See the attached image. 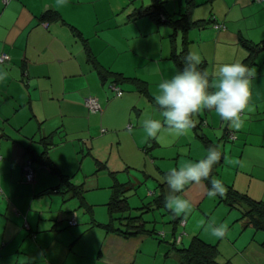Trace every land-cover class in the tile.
Wrapping results in <instances>:
<instances>
[{"label":"crops","instance_id":"crops-1","mask_svg":"<svg viewBox=\"0 0 264 264\" xmlns=\"http://www.w3.org/2000/svg\"><path fill=\"white\" fill-rule=\"evenodd\" d=\"M162 1L169 18L189 12L199 25L183 33L150 16H133L152 0H0V53L8 55L0 63V264H183L176 248L195 235L217 246L218 263L264 264V231L241 219L244 205L230 208L208 197L204 181L179 194L191 203L188 214L165 208L172 218L169 232L148 228L152 220L142 215L146 206L151 213L156 207L143 201L156 194L150 187L138 192L142 205L127 199L138 227L119 218L126 212L111 222L113 183L142 185L203 158L207 149L198 134L221 153L217 178L224 185L256 200L264 194V50L246 64L254 74L241 129L208 110L193 115L194 127L184 136L164 127L148 138L140 124L145 114L159 118L158 83L181 70L172 55L183 48L201 56L211 84L218 65L247 63L243 42L264 43V1ZM48 11L57 18L46 23ZM112 74L122 76L121 96L110 89ZM88 96L98 99L101 113L89 112ZM227 132L236 138L227 139ZM42 154L57 171L34 161L29 182L22 164ZM161 186L165 198L168 188ZM136 209L142 212L134 214ZM71 212L77 226H68ZM220 224L227 226L223 239L210 232ZM129 228L138 231H120Z\"/></svg>","mask_w":264,"mask_h":264},{"label":"clouds","instance_id":"clouds-1","mask_svg":"<svg viewBox=\"0 0 264 264\" xmlns=\"http://www.w3.org/2000/svg\"><path fill=\"white\" fill-rule=\"evenodd\" d=\"M201 63V56L189 51L183 57L184 67L158 83L154 102L159 109V118L145 114L140 121L148 138H157L164 127L176 136L187 135L194 127L193 115L203 110L213 112L231 129L239 130L243 127L241 114L249 105L253 70L241 61L225 62L213 70L215 81L210 84L209 74L199 68ZM220 158V152L208 148L203 158L170 169L163 180L169 193L164 199V207L176 216L188 214L191 203L179 194L186 186L199 185L205 180H209L211 185L207 196L222 198L226 194L223 181L211 177L213 166ZM210 232L213 237L223 239L227 226L212 225Z\"/></svg>","mask_w":264,"mask_h":264},{"label":"trees","instance_id":"trees-1","mask_svg":"<svg viewBox=\"0 0 264 264\" xmlns=\"http://www.w3.org/2000/svg\"><path fill=\"white\" fill-rule=\"evenodd\" d=\"M263 1H258V2H263ZM7 2H4V3H7ZM189 4H190V0H189ZM134 14L135 15H133V16H136V17H138L140 15L150 16L157 23H160V22L165 23L166 22V23H168V25L173 30L180 29L181 31H183V33L188 31L194 24L197 26L199 25L198 22L196 23V22H192L190 20V18L188 16L189 12H188V14L187 13L181 14V16L178 18H174V19L169 18L165 14L162 0H152V4L148 8L142 9L141 11H137ZM56 16H55L54 12L48 11L42 16V20H43V22H46V21L50 22L53 19H55ZM243 45L247 48V50L249 52V55L247 57L248 62L247 63L245 62L244 63L245 65L250 64L254 55H256L259 51L264 50V43H262V44H251L250 42H243ZM1 53H5V52H1ZM5 54H6L7 58L5 59V61L0 62V63H4L8 60V55H7V53H5ZM186 55H187L186 48H183L181 52H179V53L176 52L175 54L172 55L173 60L175 61V63L177 64V66L180 69H182L184 67L183 57H185ZM199 68H200V70L207 72L205 70V66L202 63L200 64ZM112 76L114 77V79L109 84L111 91L114 92V90L112 89V86L116 85L121 90V95H122L123 91L118 84L120 82V79H122V76L120 74H112ZM209 82L211 84L210 76H209ZM209 90L211 91L212 89L210 88ZM97 114H99V113H97ZM202 124H205V121H203ZM197 136L203 142L206 149L215 148L217 150L215 144L210 143L206 137H204L200 134H198ZM226 138L229 140H234L236 138V136L233 132H227ZM27 159H30L32 161L33 167H34L33 162L39 161V162H41V164L49 166V168H51L53 170V172L57 171L56 168H54L52 166V164L49 161V158L47 157L46 154H42V155L37 156V157L30 155L25 160H27ZM221 163H222V156L220 158V161L216 165L213 166L211 177L217 178L218 167L221 165ZM22 166H23V164H22ZM59 176H60V178H64L60 174H59ZM63 180H65V178ZM65 183L67 184V187L71 188L73 191H79L77 186L72 185L70 182H67V181H65ZM204 183L207 185V188H210L211 185H210L209 180H205ZM140 184H141L140 181H138L136 183H135V181H131L129 183H122V182H116L115 181L113 183V185H112L113 191L111 194L110 201L108 203V209H109V213H110L111 222L116 219V217L114 215H120L121 216L125 212L127 214L130 212V207H129V204L127 201V199H128L127 194L129 191L135 190ZM161 187L162 186L160 185V189H161ZM225 189H226V194L222 198L218 196V200L220 202H224L230 208H236L237 209L239 206L244 205L246 208L243 211H241V219H245L247 225H251L255 229H260V230L264 231V201L253 199L249 195H247L246 193L239 192L238 190H236L231 185H225ZM156 196L157 195L154 194L155 204L158 206L164 205V199L165 198H164L163 194L160 193L157 197ZM73 213H75V218H76L77 223L75 225H70L68 223V220L70 219V217L72 216ZM121 217H119V218L124 219L126 221V224H128V225H131V226L133 225L134 227L139 226V224H137V222H138L137 218H132L130 216V214H128L125 218H121ZM68 220H67L68 226H77L78 220H77L76 212H71ZM182 220H181V218H178L175 220V222L177 221V223H180ZM120 231L122 233H125V234H130V233L132 234V233H136L138 231V229L133 230L132 228H129L126 231H124L122 229H120ZM179 236H181V239H182L183 235H179ZM177 238H178V236L175 237V243H177V244L181 243V240H180V242H177ZM176 250H177V253L183 258V261H182L183 264H221V263H218L216 261V257L218 256L217 246L215 244H210V243L205 242L198 235H195L191 238L190 243L187 247H183L180 249L176 248ZM222 264H230V263L225 262Z\"/></svg>","mask_w":264,"mask_h":264},{"label":"rangeland","instance_id":"rangeland-1","mask_svg":"<svg viewBox=\"0 0 264 264\" xmlns=\"http://www.w3.org/2000/svg\"><path fill=\"white\" fill-rule=\"evenodd\" d=\"M80 145L82 146V142L80 143ZM173 163H172V165L174 166ZM139 169H142V168H139ZM139 171L141 172V170H139ZM163 180H164V178H162V177L160 179H158V180H155V179L152 180L151 178H148V179L144 180V182H143L144 184L138 186L135 189V192L134 193L132 192V193L129 194L130 195V197L128 198L129 203L131 205H133V204H139V203L142 205V202H141L142 198L139 197L140 196V193H138V192L139 191L144 192L145 190H143V188H146V190H148V187H150V190L155 189L156 195L158 196L161 193V191H162L160 189V185L162 183H164ZM263 182H264V179H263ZM164 184H166V183H164ZM242 189L245 190V187L242 186ZM144 197H145V199L143 198V201H144L145 204H147V202H149V201H153V202L155 201V198H153L154 196H152V197L144 196ZM260 199H264V194H263V198H259V200ZM155 206L156 207L152 211V213L148 210V207H146V208L143 209V210H146L144 213H142L144 219L145 220H152L151 223H148L147 224L148 225V228H152L154 226V227H156L157 230H160V231L162 230L163 231V227H166V231L169 232L170 229H171V227H172V225H173L172 223H170L171 220H172L171 216L165 212V207H161V206H158L156 204H155ZM141 212H142L141 209L140 210H137V209L134 210V214H139ZM154 218L156 219V223L153 222V219ZM168 228H169V230H168Z\"/></svg>","mask_w":264,"mask_h":264},{"label":"built area","instance_id":"built-area-1","mask_svg":"<svg viewBox=\"0 0 264 264\" xmlns=\"http://www.w3.org/2000/svg\"><path fill=\"white\" fill-rule=\"evenodd\" d=\"M7 1L8 0H3V2H7ZM257 1H263V0H257ZM214 27L215 28H222L223 25L215 24ZM6 58H7V56L5 53L0 54V62L5 61ZM112 89L114 90L116 96L121 95V90L119 89V87H117L116 85H113ZM85 104L91 113H101L102 112V107H101L98 99L95 96H88L87 98H85ZM22 173H23L24 177L26 178V180H28L29 182L34 181L35 169L33 167L32 161L30 159L25 160V162L23 163ZM68 223L70 225H75L77 223L76 218H75V213L72 214V216L68 220ZM180 224L184 225L185 221L182 220L180 222ZM24 227L28 228V224L26 222H24ZM180 240H181V236H178L177 242H180Z\"/></svg>","mask_w":264,"mask_h":264}]
</instances>
